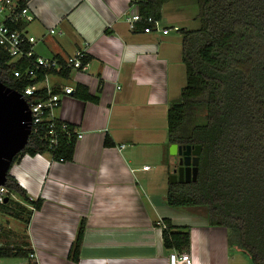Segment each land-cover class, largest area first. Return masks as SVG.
I'll list each match as a JSON object with an SVG mask.
<instances>
[{
    "label": "crops",
    "instance_id": "crops-1",
    "mask_svg": "<svg viewBox=\"0 0 264 264\" xmlns=\"http://www.w3.org/2000/svg\"><path fill=\"white\" fill-rule=\"evenodd\" d=\"M138 1H21L28 11L17 22L35 37V54L61 58L86 50L85 69L51 81L73 89L83 84L98 101L82 100L73 90L54 109V117L81 132L72 160L56 161L44 152L25 154L10 166L27 195L42 203L32 212L25 238L7 235L28 242L34 260L0 258V264H167L172 249L164 247L157 226L164 217L190 227L186 251L192 264H250L246 251L228 245L224 226L166 203L176 160L168 153L164 123L185 83L180 29H188L196 14L190 13V0H170L159 19L167 33L130 31L125 17L138 10ZM106 135L110 146L104 145ZM7 216L14 218L0 212L10 229ZM81 218L75 262L68 252Z\"/></svg>",
    "mask_w": 264,
    "mask_h": 264
},
{
    "label": "trees",
    "instance_id": "trees-1",
    "mask_svg": "<svg viewBox=\"0 0 264 264\" xmlns=\"http://www.w3.org/2000/svg\"><path fill=\"white\" fill-rule=\"evenodd\" d=\"M170 0L138 1V13L160 19L161 6ZM199 21L196 29L181 28V62L185 83L178 98L166 112L167 144H200L201 153L194 181H168L166 203L177 209L201 214L207 224L227 230L229 246L250 256V264H264V0H195ZM24 3L20 2V6ZM5 23L21 30L19 22ZM145 22L138 24V28ZM28 46V45H26ZM22 60L10 62L0 46V82L16 91L36 80L20 79L12 71ZM70 70L61 74L66 76ZM75 95L82 100L98 101L97 95L77 83ZM40 91L35 98H44ZM28 99V97H26ZM29 100V99H28ZM32 132L11 165L25 154L47 152L56 161L72 160L76 139L75 126L53 117ZM52 131V134H49ZM55 137V143L49 142ZM104 145H112L106 135ZM17 194L0 204V212L29 223L39 209L40 198L29 199L26 190L9 172L3 184ZM23 202L31 204L29 209ZM165 248L186 251L190 227L161 219ZM26 224V225H27ZM85 220L81 218L68 256L78 260ZM0 231V258L29 257L28 242L8 239ZM34 254V253H33Z\"/></svg>",
    "mask_w": 264,
    "mask_h": 264
},
{
    "label": "built area",
    "instance_id": "built-area-1",
    "mask_svg": "<svg viewBox=\"0 0 264 264\" xmlns=\"http://www.w3.org/2000/svg\"><path fill=\"white\" fill-rule=\"evenodd\" d=\"M21 1L23 0H0V46L7 51L10 62L22 60V64L12 71L13 76L20 79L36 80L39 77V72H42L41 78L36 82L26 84L21 91H18L28 103L31 134L34 131L37 132L43 122H48V127H53L51 120L54 117V109L59 106L63 95L70 94L74 90L72 86L55 84L51 81V77L53 75L60 76L61 72L66 69L83 70L87 67L88 60L85 49L76 50L61 58L35 54L32 48L35 37L22 30L12 29L5 23V21L16 23L27 14L28 9L26 6H20ZM125 20L130 31H136L141 22H145V25L141 27L145 33L152 31L167 33L168 31L167 28L161 27L159 19L153 18L151 15L143 17L138 13V10L127 14ZM50 32H53V29ZM40 91L45 92V97L35 98V95ZM49 134H52V131H49ZM76 137H81V132L76 131ZM55 141V137L51 136L49 142L53 144ZM142 168L147 169L148 165H144ZM8 197L19 200L16 193L9 191L4 185H0V204ZM28 197L34 199L29 195ZM23 203L29 209H33L31 204ZM157 224L164 227L162 220H158ZM33 255L30 253L29 257ZM167 264H192V259L187 251L179 252L172 249L167 255Z\"/></svg>",
    "mask_w": 264,
    "mask_h": 264
},
{
    "label": "water",
    "instance_id": "water-1",
    "mask_svg": "<svg viewBox=\"0 0 264 264\" xmlns=\"http://www.w3.org/2000/svg\"><path fill=\"white\" fill-rule=\"evenodd\" d=\"M30 132L31 117L27 101L20 92L0 82V185L5 183L11 162L26 145ZM168 153L176 160L169 182L194 181L201 145L171 143Z\"/></svg>",
    "mask_w": 264,
    "mask_h": 264
},
{
    "label": "rangeland",
    "instance_id": "rangeland-1",
    "mask_svg": "<svg viewBox=\"0 0 264 264\" xmlns=\"http://www.w3.org/2000/svg\"><path fill=\"white\" fill-rule=\"evenodd\" d=\"M190 2H191L190 6H189V8L191 9L190 13L191 14L192 13L196 14V12H197V4H196L195 0H190ZM198 27H199V21L197 19H195V21H193L191 19V22L189 24H187V28L188 29H196ZM165 127H166V121L164 123V128ZM3 217H4V215H3ZM6 219L8 220V225L10 226V229H9V227L6 226V221L3 218L0 221V231H1V228H3L2 231L4 233H7L8 235L10 234V237H12L13 239L16 238V240L19 239V238H17L18 235H20V237L22 236V237L25 238L24 235H26L28 233V224L24 223V222H22L20 220L17 221L15 218H11V217H8V216H7ZM10 230H12V231L15 230L17 232V234L14 233L15 231L12 232ZM11 232H12V234H11ZM15 259H17V258H15Z\"/></svg>",
    "mask_w": 264,
    "mask_h": 264
}]
</instances>
